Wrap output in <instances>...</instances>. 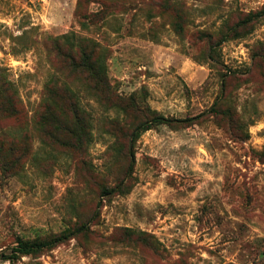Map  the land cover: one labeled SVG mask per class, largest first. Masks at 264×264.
I'll return each instance as SVG.
<instances>
[{
  "label": "rangeland",
  "instance_id": "1",
  "mask_svg": "<svg viewBox=\"0 0 264 264\" xmlns=\"http://www.w3.org/2000/svg\"><path fill=\"white\" fill-rule=\"evenodd\" d=\"M0 264H264V0H0Z\"/></svg>",
  "mask_w": 264,
  "mask_h": 264
},
{
  "label": "trees",
  "instance_id": "2",
  "mask_svg": "<svg viewBox=\"0 0 264 264\" xmlns=\"http://www.w3.org/2000/svg\"><path fill=\"white\" fill-rule=\"evenodd\" d=\"M216 103H214L208 110L204 111L203 113H200L194 117L191 118H185V119H168L164 117H154L148 121H145L139 125L136 126V128L131 133L130 138V148H129V156H130V162L127 170V174L125 179L129 178L132 175L134 164H135V158L134 153L132 151V145L133 143L139 138L140 134L144 131H147L150 129V127L154 125H192L196 122L202 120L203 118H206L208 116H212L216 114L215 110ZM124 182H120L117 186L104 190L101 198L103 197H111L115 194H119L124 189ZM102 206V199L97 202L96 210L91 217V221L96 220L99 216V210ZM88 223L83 224L82 226L78 227L77 229H74L72 231L63 232L62 234L55 235L43 240H34V241H27V240H18L15 245H13L9 251L10 254H1V259L3 261H8L9 263L16 262L20 257L24 256H31L40 254L46 251H51L52 249L64 244L67 241H70L71 239L75 238L77 235L85 232L88 229Z\"/></svg>",
  "mask_w": 264,
  "mask_h": 264
}]
</instances>
